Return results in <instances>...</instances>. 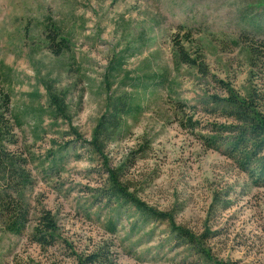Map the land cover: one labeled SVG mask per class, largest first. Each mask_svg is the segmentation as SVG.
<instances>
[{
	"label": "rangeland",
	"instance_id": "1",
	"mask_svg": "<svg viewBox=\"0 0 264 264\" xmlns=\"http://www.w3.org/2000/svg\"><path fill=\"white\" fill-rule=\"evenodd\" d=\"M263 39L264 0H0V200L16 205L0 212V264H78L99 247L104 264H208L167 221L96 197L120 166L177 225L218 232L202 239L211 255L264 264V187L205 143L231 122L224 83L264 97V49L252 63L249 46ZM116 105L119 129L100 156L88 142ZM18 210L20 234L6 227ZM46 212L56 240L42 246L33 234Z\"/></svg>",
	"mask_w": 264,
	"mask_h": 264
},
{
	"label": "trees",
	"instance_id": "2",
	"mask_svg": "<svg viewBox=\"0 0 264 264\" xmlns=\"http://www.w3.org/2000/svg\"><path fill=\"white\" fill-rule=\"evenodd\" d=\"M65 42V40H63ZM249 45L251 47V58L254 63L260 59L261 51L264 49V39L258 43ZM66 47L68 46L67 44ZM183 51V52H181ZM179 52V58L183 63L195 64L191 60L183 48ZM257 63V62H256ZM224 87L228 96L220 100L225 102L222 115L231 122L227 124H214L212 126V136L205 138V143L210 149L220 151L223 155L232 159L236 166L245 172L254 186L264 187V97L263 94L252 88L247 96H241L234 90L229 83H224ZM51 104L56 107V111L63 113L61 100L55 94L50 95ZM9 97L4 95V104H7ZM218 101V100H217ZM7 111V110H6ZM123 108L114 106L112 112L104 115L98 124L92 139L88 142L93 152L103 156L104 152L113 141L114 136L119 129L122 119ZM4 110H0V140L8 134V126L4 122ZM73 133H77L73 129ZM79 138V136H76ZM81 139V138H80ZM124 168H107V185L100 189L96 197L100 201L105 199L107 205H117V211H121L127 206L135 209L140 215V221L157 222L167 221L172 232V239L179 244L187 246L190 250H194L208 264H235L223 259H218L211 255L205 248L202 239H212L216 237L218 232H206L202 236H198L192 230L177 225L173 219V215L167 212L159 211L157 208L148 205L146 202L136 196L128 186L124 179ZM2 202L1 214L5 216L13 212L16 205L6 200ZM17 209V208H16ZM17 213L13 217L15 219L7 224V229L13 233L20 234L25 227V215ZM12 218V217H11ZM112 225V224H111ZM114 229V226H111ZM57 225L53 216L46 212L39 223L35 227L33 240L42 246H48L56 240ZM108 254L106 249L99 247L96 251L89 253L85 257L78 258V264H104L108 262Z\"/></svg>",
	"mask_w": 264,
	"mask_h": 264
}]
</instances>
